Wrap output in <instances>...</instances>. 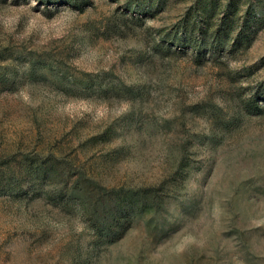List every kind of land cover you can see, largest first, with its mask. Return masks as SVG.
I'll use <instances>...</instances> for the list:
<instances>
[{
	"label": "rangeland",
	"instance_id": "obj_1",
	"mask_svg": "<svg viewBox=\"0 0 264 264\" xmlns=\"http://www.w3.org/2000/svg\"><path fill=\"white\" fill-rule=\"evenodd\" d=\"M73 1L0 0V164L51 155L106 187L192 168L165 235L136 221L110 244L74 200L0 192V264H264V17L246 47L164 54L194 0Z\"/></svg>",
	"mask_w": 264,
	"mask_h": 264
},
{
	"label": "trees",
	"instance_id": "obj_2",
	"mask_svg": "<svg viewBox=\"0 0 264 264\" xmlns=\"http://www.w3.org/2000/svg\"><path fill=\"white\" fill-rule=\"evenodd\" d=\"M59 1L82 8L81 2ZM147 2L152 8L161 6L164 0ZM263 17V0H194L176 34L171 38L166 35L168 44L156 50L171 54L174 53L171 46L176 45L190 47L201 57L206 54L214 57L226 45L230 50L248 46ZM40 68L53 70L61 77L65 75V70L57 63L45 61ZM248 106L259 111L257 103ZM191 168L188 156L182 153L171 176L156 185L106 187L72 164L60 163L55 156L6 157L0 164V192H44L54 200H74L89 219L98 243L110 244L122 238L136 221H142L146 231L155 236L165 235L169 203L185 185ZM196 206L194 200L185 202L182 213H192ZM233 231L241 246L247 249L246 236L238 228ZM188 264H202V261L191 259Z\"/></svg>",
	"mask_w": 264,
	"mask_h": 264
}]
</instances>
